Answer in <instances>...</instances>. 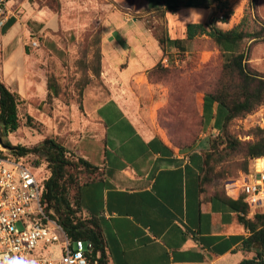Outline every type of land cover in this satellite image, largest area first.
Listing matches in <instances>:
<instances>
[{"label":"crops","instance_id":"0c3cea01","mask_svg":"<svg viewBox=\"0 0 264 264\" xmlns=\"http://www.w3.org/2000/svg\"><path fill=\"white\" fill-rule=\"evenodd\" d=\"M110 1L113 9L100 23V77L129 83L136 72L150 68L161 55L155 26L148 23H156L162 6L159 0ZM6 9L0 26V39L5 42L4 49L0 47V81L24 100L29 94L25 45L47 30L54 31L58 19L46 11H35L27 1L9 0ZM212 9L165 11L164 28L171 39L184 38L186 26L207 22ZM106 21L111 29L105 37L102 28ZM145 34L153 38L157 58L149 55L151 39H134V35ZM21 48L24 60L17 66L12 56ZM120 53H125L126 59L116 62ZM91 97L96 103L89 107L94 139L102 144L94 155H88L92 159L77 148L75 154L98 167L101 176L82 187L80 207L83 216L96 218L109 263L238 264L244 257L242 240L249 233L229 204V199L236 201L242 196L237 185H228L225 191L202 186L200 151L175 148L162 135L139 130L111 91H93ZM89 100L85 95V112ZM202 110L204 115L209 111L211 118L220 111L208 100H203ZM253 214L250 208L248 216Z\"/></svg>","mask_w":264,"mask_h":264},{"label":"rangeland","instance_id":"374dc122","mask_svg":"<svg viewBox=\"0 0 264 264\" xmlns=\"http://www.w3.org/2000/svg\"><path fill=\"white\" fill-rule=\"evenodd\" d=\"M19 1H27L35 11H46L58 19L54 31L47 30L43 36H33L36 45L30 41L25 45L29 94L18 104L19 129L5 139L13 147H38L42 154L39 164L43 165L44 175L48 176L43 161L46 152L41 146L44 139H52L63 146L66 156L74 161L79 158L75 154L76 148L92 159L88 155H94L101 146L102 143L94 139L96 134L89 110L96 105L89 100L94 98L91 97L93 91H111L129 118L145 134L162 135L175 148L196 149L201 154L210 155V165L204 167V176L212 190H229L228 185L232 184L240 186L242 180L254 172L255 164L258 170L263 167L262 160L249 159L245 147L261 135L259 130H264V106L244 118L230 121L224 129L219 126L226 114L223 108L219 107L220 111L212 118L209 111L203 114V98L216 90L222 75V57L211 39L198 37L184 53L167 49L163 56L161 52L154 65L136 72L129 83H123L119 78L106 81L95 75L102 69L101 63L98 68L96 53L98 49L101 53V20L113 9L110 0ZM251 3L255 5L254 10L250 9ZM212 7L211 15L224 21L221 26L225 30L236 26L250 11L253 21L248 24L249 30H261L263 35L245 42L247 64L253 72L264 75V0H220ZM157 15L158 22L152 20L148 23L154 24L156 31L160 28ZM221 16L225 19H220ZM109 25L107 21L103 24L105 37L111 29ZM141 30L145 33L144 28ZM146 37L152 41L149 47L151 59L157 58L153 38L148 34L143 37L134 35L138 40ZM4 46V39H0L1 49ZM23 54V48L14 50L12 59L15 65L23 62ZM125 56L120 53L115 61L125 60ZM2 58L3 54L0 60ZM157 63L158 68L151 70ZM11 92L17 93L15 90ZM85 95L89 100L86 112ZM11 155L14 154L7 152L2 156ZM31 159L37 160V157L32 155ZM78 173H74L77 180L84 181V175L78 176ZM254 213L264 214V203L255 207Z\"/></svg>","mask_w":264,"mask_h":264},{"label":"trees","instance_id":"16d2710c","mask_svg":"<svg viewBox=\"0 0 264 264\" xmlns=\"http://www.w3.org/2000/svg\"><path fill=\"white\" fill-rule=\"evenodd\" d=\"M161 8H158L160 28H157L155 38L159 42L160 50L166 55V50L177 49L184 53L186 48L198 37H207L213 41L222 57V75L216 90L212 94L204 96L203 100L221 107L225 111L224 121L221 129L237 118H244L256 108L264 106V75L253 72L247 64V54L244 44L263 35L261 30H249V22L253 21L250 11L241 21L231 29L222 28L221 20L211 16L205 23H190L186 26L184 38L171 39L165 30L163 21L164 12H176L183 8L209 9L219 4L220 0H159ZM251 10L255 9L251 3ZM248 10V9H247ZM225 19V16L223 17ZM222 19V20H223ZM263 30V29H262ZM100 43V40H99ZM98 68L101 63V53H96ZM159 64L151 68L156 70ZM100 70L96 76H100ZM20 96L11 92L3 82L0 81V130L1 143L9 148L16 156L34 155L38 165L42 154L38 147L25 148L11 146L5 140L9 133H13L20 127L18 118V104ZM261 135L253 143L245 147L246 155L252 160H262L264 157V130H259ZM41 146L45 149L48 172L47 179L43 182L42 203L46 205V212L51 211L52 217L62 227L67 236L72 240H90L93 244V259L98 264H110L106 252L105 242L96 218L85 217L81 214L80 194L84 185L100 178L101 172L98 167L90 164L82 158L75 161L66 156L63 146L52 139H44ZM187 150V149H181ZM0 155H3L0 152ZM203 170L200 177L202 186L209 188L207 177L204 176V167H208L210 155L202 154ZM83 174L85 180L79 182L75 176ZM82 177V176H81ZM229 204L239 213V222L249 235L242 240L241 251L243 259L238 264H264V214L254 213L248 216L250 207L242 195L236 201L229 199ZM98 256V257H97Z\"/></svg>","mask_w":264,"mask_h":264},{"label":"built area","instance_id":"2783aa9c","mask_svg":"<svg viewBox=\"0 0 264 264\" xmlns=\"http://www.w3.org/2000/svg\"><path fill=\"white\" fill-rule=\"evenodd\" d=\"M8 2L0 0V26ZM0 152L11 150L1 148ZM31 157L0 155V264H98L92 242L72 241L53 213L46 212L42 192L47 176L43 165H35ZM262 161L261 170L255 164L254 172L235 187L253 209L264 203V158Z\"/></svg>","mask_w":264,"mask_h":264},{"label":"water","instance_id":"95a60500","mask_svg":"<svg viewBox=\"0 0 264 264\" xmlns=\"http://www.w3.org/2000/svg\"><path fill=\"white\" fill-rule=\"evenodd\" d=\"M0 145L3 147V148H5V149H9V148H6V147H4L3 145H2V143H1V139H0ZM10 150V149H9Z\"/></svg>","mask_w":264,"mask_h":264},{"label":"bare ground","instance_id":"6f19581e","mask_svg":"<svg viewBox=\"0 0 264 264\" xmlns=\"http://www.w3.org/2000/svg\"><path fill=\"white\" fill-rule=\"evenodd\" d=\"M1 146V145H0ZM1 149V148H0ZM261 170V169H260Z\"/></svg>","mask_w":264,"mask_h":264}]
</instances>
